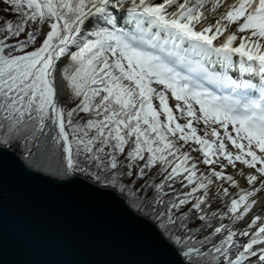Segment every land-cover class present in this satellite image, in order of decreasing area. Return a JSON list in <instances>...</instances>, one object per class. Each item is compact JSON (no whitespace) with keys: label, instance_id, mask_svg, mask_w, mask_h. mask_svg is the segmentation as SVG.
Masks as SVG:
<instances>
[{"label":"snow or ice","instance_id":"obj_1","mask_svg":"<svg viewBox=\"0 0 264 264\" xmlns=\"http://www.w3.org/2000/svg\"><path fill=\"white\" fill-rule=\"evenodd\" d=\"M37 244L264 264V0H0V264Z\"/></svg>","mask_w":264,"mask_h":264},{"label":"water","instance_id":"obj_2","mask_svg":"<svg viewBox=\"0 0 264 264\" xmlns=\"http://www.w3.org/2000/svg\"><path fill=\"white\" fill-rule=\"evenodd\" d=\"M26 258L35 264H61L68 256L53 244H37L28 251Z\"/></svg>","mask_w":264,"mask_h":264},{"label":"bare ground","instance_id":"obj_3","mask_svg":"<svg viewBox=\"0 0 264 264\" xmlns=\"http://www.w3.org/2000/svg\"><path fill=\"white\" fill-rule=\"evenodd\" d=\"M229 3L232 0H228ZM35 151L39 153V159L35 164V167L45 174H55V169L62 168L59 154L54 149L50 141L47 143L41 142L39 148Z\"/></svg>","mask_w":264,"mask_h":264},{"label":"rangeland","instance_id":"obj_4","mask_svg":"<svg viewBox=\"0 0 264 264\" xmlns=\"http://www.w3.org/2000/svg\"><path fill=\"white\" fill-rule=\"evenodd\" d=\"M181 122H183V121H181ZM242 183H243V181H242Z\"/></svg>","mask_w":264,"mask_h":264}]
</instances>
